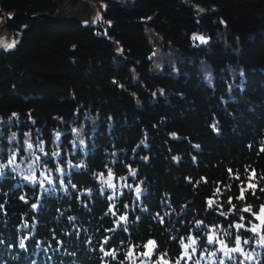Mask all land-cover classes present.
Wrapping results in <instances>:
<instances>
[{"label": "trees", "instance_id": "obj_1", "mask_svg": "<svg viewBox=\"0 0 264 264\" xmlns=\"http://www.w3.org/2000/svg\"><path fill=\"white\" fill-rule=\"evenodd\" d=\"M90 1L96 22L43 19L56 0H0L14 43L0 44V118L69 170L52 194L0 178V264H130L150 241L152 263H196L188 239L229 262L211 233L256 237L264 264V0ZM156 47L180 55L178 74L152 70Z\"/></svg>", "mask_w": 264, "mask_h": 264}, {"label": "rangeland", "instance_id": "obj_2", "mask_svg": "<svg viewBox=\"0 0 264 264\" xmlns=\"http://www.w3.org/2000/svg\"><path fill=\"white\" fill-rule=\"evenodd\" d=\"M85 6L89 12L90 7V14L85 16L82 21L85 22H96L98 18L101 16L102 10L100 7H97V4L89 0H84ZM96 5V6H95ZM106 5L103 4L101 8H105ZM92 13V15H91ZM0 19V44L3 43V46L7 43V34L4 32V24L1 23ZM199 37H203V40L199 39ZM4 38V39H2ZM193 38L195 43L199 42L201 45H206L209 42L210 37L201 33L197 32L193 34ZM2 45V44H1ZM8 46V44H6ZM154 56V66L152 70L158 71L164 68V65H173L172 72L174 74H178V67L176 61L180 59L179 54H173L172 52L165 53L162 49L156 47L155 52L153 53ZM203 73L207 80L213 84V76L211 74L210 69L206 66H202ZM244 73V72H243ZM11 122L8 119L0 118V178L9 174V176L14 175L15 177H21L24 179L25 182L31 183L33 185H39L40 193L47 192L50 194L49 191L51 188L55 187L57 183V178H63L64 174L69 171L67 169V165H60L57 168L54 166L49 165V162L46 161V153L45 147L48 145L47 141L44 138H41L38 134H34L30 132L27 135H22L20 133L21 129H14V128H7ZM97 122L92 119V117H86L83 121V126H76L75 127V136L73 137V143L75 148H85V131L88 129H93ZM61 138L60 131L55 134L54 142H59ZM31 145V147H29ZM10 161H12L10 163ZM72 163V162H70ZM69 163V164H70ZM70 169V168H69ZM47 190V191H46ZM52 194V193H51ZM255 232L260 231V226L255 228ZM260 233V232H259ZM197 235V234H196ZM218 235L217 233H211L210 237L212 238L213 242H217V246L219 250L223 253L221 257L229 258L232 257L230 260L233 264H252L253 261L256 263L258 262L257 254L261 253L260 249L261 242L254 237L253 240L247 241H240L237 246L231 247L223 243V241L219 240L220 238L215 237ZM193 239H188L186 245L189 247L186 249L184 257L186 259H191L192 261H196V263L191 264H232L230 261H221L216 253H213L209 250V254H196L195 252L189 253L192 245ZM222 242V243H221ZM190 243V244H189ZM230 249H237L236 251H229ZM151 252H152V244H150L149 248L147 249L144 257H149L147 260L137 261L138 255L134 257V261L130 262V264H168L165 261H160V263L151 262ZM248 260V262H247ZM190 264V262H188Z\"/></svg>", "mask_w": 264, "mask_h": 264}, {"label": "water", "instance_id": "obj_3", "mask_svg": "<svg viewBox=\"0 0 264 264\" xmlns=\"http://www.w3.org/2000/svg\"><path fill=\"white\" fill-rule=\"evenodd\" d=\"M56 2L58 11L43 17V19H51L56 22H78L82 21L85 16L90 14V7L87 5L89 8L88 12L85 6L87 3H85L84 0H56ZM256 218L259 223L264 224V206L259 209Z\"/></svg>", "mask_w": 264, "mask_h": 264}, {"label": "snow or ice", "instance_id": "obj_4", "mask_svg": "<svg viewBox=\"0 0 264 264\" xmlns=\"http://www.w3.org/2000/svg\"><path fill=\"white\" fill-rule=\"evenodd\" d=\"M199 39H201V40H203V37H199ZM14 46V43L12 44V45H8V47H13ZM29 147H31V145H29ZM12 161H10V163H11ZM254 187V186H253ZM137 193H139V189H137ZM242 198V197H241ZM213 202L212 201H209V206H211V204H212ZM251 209H245V211H250ZM121 219H124V217H121ZM236 227L237 228H241V227H243V225L242 224H238V225H236ZM256 229H253V231H255ZM212 242V238L211 237H209V243H211ZM196 243V241L195 240H192V244H195ZM222 243V242H221ZM236 243L237 244H239L240 243V241H239V239H237L236 240ZM149 244H154V242L153 241H150L149 242ZM189 247V245H185V249H187ZM237 249H230L229 251H236ZM106 254H108V253H106ZM131 255V254H130Z\"/></svg>", "mask_w": 264, "mask_h": 264}]
</instances>
